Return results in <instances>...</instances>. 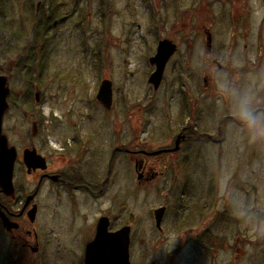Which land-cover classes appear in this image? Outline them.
<instances>
[{
    "label": "rangeland",
    "instance_id": "1",
    "mask_svg": "<svg viewBox=\"0 0 264 264\" xmlns=\"http://www.w3.org/2000/svg\"><path fill=\"white\" fill-rule=\"evenodd\" d=\"M31 1H15L3 20L8 34L0 30V73L11 90L3 134L19 157L42 144L67 177L100 187L116 148L155 152L192 128L180 152L158 159L151 182L140 183L134 161L116 153L99 199L46 187L36 264H81L100 217H111L113 230L129 214L131 264H264V136L232 121L219 128L264 108V0H67L53 18L67 20L48 32L46 9L35 13ZM36 31L44 35L33 43ZM164 39L177 52L155 91L149 61ZM104 79L113 83L110 110L96 98ZM18 181L27 184L22 173Z\"/></svg>",
    "mask_w": 264,
    "mask_h": 264
},
{
    "label": "flooded vegetation",
    "instance_id": "2",
    "mask_svg": "<svg viewBox=\"0 0 264 264\" xmlns=\"http://www.w3.org/2000/svg\"><path fill=\"white\" fill-rule=\"evenodd\" d=\"M15 1L18 0H0V10L1 12L5 11L4 14L2 13V15L0 16V30L3 31L4 34H8V32L7 26H2L4 25L3 20L7 18V14L13 12L12 10L14 8ZM38 1L39 2L37 3L36 7H33L36 1L34 2L32 0L31 6L32 9H35V13L38 10L40 11L41 8L46 9V11L43 12L44 15L41 20V28L43 32H45L46 29L48 32L49 23H51L54 20V16H57V14L60 12V7L63 8L64 11H67V8L72 6L71 3H67V0H59L56 6H53V4L57 2V0ZM59 5L61 6L59 7ZM59 19L60 20L55 19L52 22V27H50V29H56L61 23L67 20L66 17H60ZM41 35L44 34L40 31H36V33H33V43H35L38 39L43 38ZM257 111L264 112V108L259 109ZM229 117L231 118L226 120L225 122L222 123L223 120L220 122L219 128H221V126L228 121H232L241 125L246 124L245 121L238 120L233 116H228L225 118ZM191 131V126L185 128L183 132L177 136L174 143V147L162 148L155 152L149 151L147 149L137 150L132 148H116L113 153L115 151L116 153H123L124 155L128 156L131 161H134L136 172L138 176H141V179L139 180L140 183L142 181L151 182L154 179L158 178L160 175L157 171L158 164L160 163L158 159L162 158V156L165 155H171L180 152L181 146L190 141L191 136L189 135V132ZM196 136L200 139L213 141L216 140L213 136L211 137L207 134H200L198 132H196ZM177 140H179L180 142V149L177 152L167 151L175 148ZM25 150L36 151V154L41 157L40 159H42V162H37L36 167H27L23 161V152ZM16 152L17 156L14 163L12 180L14 188L13 196L8 195V193H5L2 191V189H0V264H36V258L44 251V245L41 241V231L37 224L40 215V203L42 199L43 190L46 187L49 190L50 187L53 185L54 187L59 186L68 193L76 191L89 194L93 198L99 199V197L103 196V186L106 184L105 181H103L101 186L98 187L97 185L93 186L89 184L80 183L77 181V179H74L70 176L67 177L66 172H64V170L62 169H59L56 162L54 161V158L57 154L51 152V150H47L42 144H36V148L24 149L21 153V157H19L17 149ZM158 152L161 153L157 154ZM18 173H22L25 176L27 184H23L22 182L18 181ZM110 177L111 174L109 176V180ZM102 217L106 216H101L100 218ZM107 218L110 220V232H115L121 229L122 227L126 226V224H123L121 227L112 230L111 217ZM99 220L96 223L95 231L94 229L92 230V237L83 248V264L85 260L86 248L95 239L97 224ZM132 227L133 225L131 226L130 233V253L133 230ZM36 255L38 256L36 257Z\"/></svg>",
    "mask_w": 264,
    "mask_h": 264
},
{
    "label": "water",
    "instance_id": "3",
    "mask_svg": "<svg viewBox=\"0 0 264 264\" xmlns=\"http://www.w3.org/2000/svg\"><path fill=\"white\" fill-rule=\"evenodd\" d=\"M207 50L212 48V35L206 32ZM177 51V45L171 40H161L157 46L156 54L150 59V65L155 67V71L150 76L148 83L157 91L162 83L165 68L174 54ZM220 67V65H218ZM11 90L8 85V78L0 75V189L8 195L13 196V170L17 152L14 147L9 146V141L6 135L3 134V123L6 114L10 109L9 97ZM97 101L106 109L110 110L113 105V84L109 79L101 82ZM35 100L39 102L40 92H35ZM223 119L222 123L226 120ZM179 139V138H178ZM180 149V142L177 140L175 148L167 150L177 152ZM116 151L112 154L109 163L108 177L105 184L109 180L111 174L112 159ZM161 152H158L159 154ZM41 157L34 150H25L23 152V161L27 167H36L37 162H42ZM141 176H138V180ZM166 208L162 207L153 212L155 226L158 230H162V222L165 216ZM135 218L133 214L129 216V224H133ZM110 220L107 217L100 218L97 224L95 239L87 246L85 253L84 264H131L130 262V225H127L115 232L109 231Z\"/></svg>",
    "mask_w": 264,
    "mask_h": 264
},
{
    "label": "clouds",
    "instance_id": "4",
    "mask_svg": "<svg viewBox=\"0 0 264 264\" xmlns=\"http://www.w3.org/2000/svg\"><path fill=\"white\" fill-rule=\"evenodd\" d=\"M241 118L250 129L254 130L256 135L264 136V112L250 111L245 108L242 111Z\"/></svg>",
    "mask_w": 264,
    "mask_h": 264
},
{
    "label": "bare ground",
    "instance_id": "5",
    "mask_svg": "<svg viewBox=\"0 0 264 264\" xmlns=\"http://www.w3.org/2000/svg\"><path fill=\"white\" fill-rule=\"evenodd\" d=\"M156 51H157V49H156ZM177 52V51H176ZM175 55V54H174ZM105 80V79H104ZM113 84V83H112ZM97 97V96H96ZM105 109V108H104ZM106 110V109H105ZM225 119V118H224ZM220 134V130H218V135ZM212 137V136H211ZM116 154V153H115ZM111 158H112V156H111ZM114 158V157H113ZM113 160V159H112ZM111 161V160H110ZM110 163V162H109ZM108 176V175H107ZM106 179H107V177H106ZM105 179V180H106ZM137 180H138V176H137ZM139 181V180H138ZM107 184V183H106ZM162 208V207H161ZM166 208V207H165ZM166 213V212H165ZM129 216H130V214H129ZM129 216H128V220H129ZM135 221V220H134ZM163 223V222H162ZM133 224H134V222H133ZM133 224H129V222L126 224V226L127 225H130V228H131V226L133 225ZM125 227V226H124ZM156 227V226H155ZM162 227V226H161ZM123 228V227H122ZM157 229V228H156ZM158 230V229H157ZM158 231H161V230H158ZM131 262V261H130Z\"/></svg>",
    "mask_w": 264,
    "mask_h": 264
},
{
    "label": "trees",
    "instance_id": "6",
    "mask_svg": "<svg viewBox=\"0 0 264 264\" xmlns=\"http://www.w3.org/2000/svg\"><path fill=\"white\" fill-rule=\"evenodd\" d=\"M4 12H5V11H2V12H1V10H0V16L2 15V13L4 14ZM8 12H10V11H8ZM6 13H7V12H6ZM34 66H35V65H33L31 69H33ZM10 99H11V98H10Z\"/></svg>",
    "mask_w": 264,
    "mask_h": 264
}]
</instances>
